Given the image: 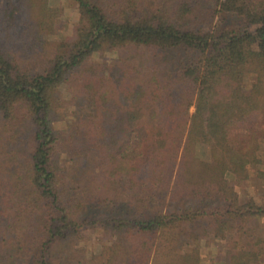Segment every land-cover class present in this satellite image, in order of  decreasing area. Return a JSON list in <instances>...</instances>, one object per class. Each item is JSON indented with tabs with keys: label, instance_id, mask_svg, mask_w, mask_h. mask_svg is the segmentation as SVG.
I'll use <instances>...</instances> for the list:
<instances>
[{
	"label": "trees",
	"instance_id": "obj_1",
	"mask_svg": "<svg viewBox=\"0 0 264 264\" xmlns=\"http://www.w3.org/2000/svg\"><path fill=\"white\" fill-rule=\"evenodd\" d=\"M58 1L0 0V264H264V0Z\"/></svg>",
	"mask_w": 264,
	"mask_h": 264
},
{
	"label": "rangeland",
	"instance_id": "obj_2",
	"mask_svg": "<svg viewBox=\"0 0 264 264\" xmlns=\"http://www.w3.org/2000/svg\"><path fill=\"white\" fill-rule=\"evenodd\" d=\"M58 5L62 8L64 12V29L60 33H54L51 38L54 40H59L62 36L72 29V27L80 21V16L78 13V6L74 0H59ZM110 54H104L95 58H91L88 62H95L102 59L109 58ZM60 100L58 104V115L59 121L58 125L61 128L66 127V125H73L76 122L75 119V105L71 104V97L67 93L65 87H61L58 91ZM209 143L207 141H201L198 144V154L208 150ZM258 154L260 158V163L255 167L250 166L248 168V191L252 196H255L259 202H263L264 198V180H261L258 176L259 170H264L262 167V162L264 161V142L259 144ZM81 246L87 249L88 256L94 257L96 253L102 247V250H107L109 243L102 241L100 234L85 232V239L82 241ZM227 244L220 240H207L203 246L195 247L194 258L195 260L204 264H214L216 257L223 254L226 251ZM222 264V263H221Z\"/></svg>",
	"mask_w": 264,
	"mask_h": 264
}]
</instances>
